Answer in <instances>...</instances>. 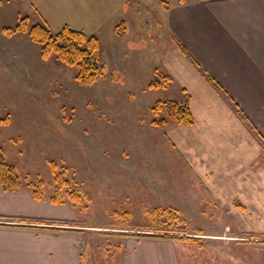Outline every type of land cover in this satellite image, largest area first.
<instances>
[{
  "label": "rangeland",
  "instance_id": "374dc122",
  "mask_svg": "<svg viewBox=\"0 0 264 264\" xmlns=\"http://www.w3.org/2000/svg\"><path fill=\"white\" fill-rule=\"evenodd\" d=\"M126 2V11L136 21L131 25L135 31L119 49L148 46L149 40L162 42L157 4ZM28 7L21 0H0V120L5 121L0 122V147L23 181L17 191L0 189L28 194L41 204H23L22 209L50 214L18 217L44 223L1 217L0 227L62 231L53 235L59 264L68 251L70 264H139L144 257L175 255L179 264H260L264 252L258 250L257 237L239 228L235 210L239 200H230L224 191L215 197L206 182L197 179L196 165L206 175L207 161L202 147L190 143L191 129H179L171 121L164 129L152 125L155 118L164 117V112L156 117L151 113L157 101L188 104L190 99L173 82L167 89L147 87L157 79L155 69L165 73L157 67L162 53L123 52L118 59L107 50L111 43L100 38L105 77L92 85L78 84L75 67L54 53L43 58L41 46L28 34L2 32L15 28L24 17L28 27L41 23ZM233 107L237 114L239 106L233 103ZM191 148L200 155L196 163L187 152ZM55 172H64L68 182L62 194L73 193L76 200L64 194L61 203L51 202L57 187ZM38 181L41 200H35L27 187ZM169 224L182 231L183 240L142 237L172 229ZM149 239L167 241L173 248Z\"/></svg>",
  "mask_w": 264,
  "mask_h": 264
},
{
  "label": "crops",
  "instance_id": "0c3cea01",
  "mask_svg": "<svg viewBox=\"0 0 264 264\" xmlns=\"http://www.w3.org/2000/svg\"><path fill=\"white\" fill-rule=\"evenodd\" d=\"M21 1L55 32L70 26L96 35L97 40L105 37L112 46L107 50L118 59L123 52L129 56L146 49L151 54L162 53L157 67L173 79L175 88L184 89L190 96L188 105L193 124L178 128L191 129L190 143L200 145L204 152L207 172L205 175L196 165L200 170L194 169L197 179L201 177L215 197L224 191L223 195L230 200H239L235 210L240 231L257 237L254 241L259 243L258 250L263 254L264 148L239 119L233 103L264 138V0H150L157 4L162 42L149 40L148 46L132 45L127 51L119 46L132 36L129 33L135 28L131 25L136 21L126 11L129 7L126 0ZM121 23L125 35L118 37L115 27ZM158 43L163 49L158 48ZM179 44L200 68L183 54ZM208 78L229 99L219 94ZM193 148L187 152L196 163L195 157L200 155ZM23 204L37 206L41 202H33L28 194L5 193L0 189V218L50 214L47 210L26 211ZM59 234L64 233L0 227V264H59L54 255L57 241L53 238ZM33 235L36 239H31ZM149 241L159 245L154 241H161L169 246L167 241ZM70 254L68 251L63 264H70ZM164 258L144 257L138 263L179 264L176 255ZM261 258L258 262L264 264Z\"/></svg>",
  "mask_w": 264,
  "mask_h": 264
},
{
  "label": "trees",
  "instance_id": "16d2710c",
  "mask_svg": "<svg viewBox=\"0 0 264 264\" xmlns=\"http://www.w3.org/2000/svg\"><path fill=\"white\" fill-rule=\"evenodd\" d=\"M7 36H11L15 33H26L30 39L41 46V56L47 58L50 54L54 53L60 61L64 64L75 67V80L81 85H92L99 78L104 79V66L99 59V43L96 37L88 36L83 32L73 30L69 27H63L61 30L52 32L44 21L41 23L28 27V18H21L15 28H4L2 30ZM115 33L118 37L125 35V26L123 23L115 27ZM179 47L183 54L190 58L193 63L200 68L199 64L190 57L188 51L179 44ZM156 80L148 84V88H162L167 89L173 82V79L157 69H155ZM211 82L213 80L208 78ZM215 89L223 97L229 99L226 93L220 86L214 83ZM164 112V117H160L152 121L154 127L164 129L171 121L176 125L191 126L193 124V117L191 115L187 101L177 102L173 100L157 101L152 107V114L156 117L157 114ZM239 119L249 126L251 131L257 136L262 147L264 148V138L259 131L249 122L246 116L240 111H237ZM0 122H5L3 119ZM54 182L57 185L55 195L51 199L54 204H59L62 201V197L66 194L68 197L76 200V196L73 193L65 192L62 194V190L68 188V182L65 180L64 172L56 173ZM23 187V181L18 175L15 167L5 161L4 151L0 147V188L6 192H14ZM28 188L32 190V195L35 200H41L42 198V183L37 184L29 183ZM177 218L176 213H170ZM21 222L39 221L40 223L46 222L42 219H28V218H16ZM53 222V221H51ZM12 226L2 225L1 228H10ZM21 227V226H15ZM168 227L172 229H163L165 232H158V235H145L142 237L155 238L162 240H183L184 235L178 227ZM25 228V227H22ZM49 229V228H48ZM162 229V228H159ZM52 230V229H49ZM181 233V234H180Z\"/></svg>",
  "mask_w": 264,
  "mask_h": 264
}]
</instances>
